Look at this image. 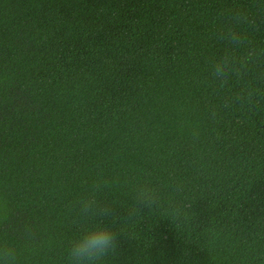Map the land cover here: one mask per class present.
<instances>
[{
    "label": "trees",
    "instance_id": "16d2710c",
    "mask_svg": "<svg viewBox=\"0 0 264 264\" xmlns=\"http://www.w3.org/2000/svg\"><path fill=\"white\" fill-rule=\"evenodd\" d=\"M95 220L101 264H264V0H0V242L69 264Z\"/></svg>",
    "mask_w": 264,
    "mask_h": 264
},
{
    "label": "clouds",
    "instance_id": "9594fccd",
    "mask_svg": "<svg viewBox=\"0 0 264 264\" xmlns=\"http://www.w3.org/2000/svg\"><path fill=\"white\" fill-rule=\"evenodd\" d=\"M237 22L244 20L239 14L236 17ZM224 39L233 47L243 46L246 37L232 29H228ZM249 53L243 59V63L251 58ZM236 60L234 54L225 52V54L215 59L211 64V72L215 79L225 83L235 69L233 65ZM140 204L150 205L155 202V192L148 188H140L134 197ZM80 213L87 218H95L101 214L110 213V207L105 205L101 207L97 194L84 198L80 201ZM118 248V239L114 230L106 224H101L95 220L90 227L81 229V234L75 238L68 248L69 264H101L105 258L115 255ZM0 264H18V253L15 246L7 241L0 242Z\"/></svg>",
    "mask_w": 264,
    "mask_h": 264
}]
</instances>
